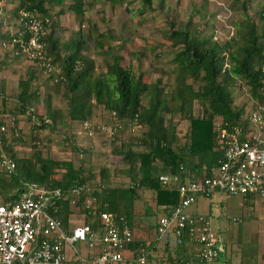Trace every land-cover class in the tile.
Wrapping results in <instances>:
<instances>
[{"label":"trees","instance_id":"16d2710c","mask_svg":"<svg viewBox=\"0 0 264 264\" xmlns=\"http://www.w3.org/2000/svg\"><path fill=\"white\" fill-rule=\"evenodd\" d=\"M106 1L112 6L116 0ZM140 1L142 8L139 14L152 9L154 0ZM163 1L160 0V5ZM19 2V9L14 14L16 18H19L18 12L30 2L29 7L35 8L42 18L53 20L52 18L61 15L63 10L51 16L44 9L45 2H49V6L53 8L61 6L65 0ZM251 2L252 0H244L242 7L249 9ZM86 3V0H75L68 5V9L75 14L79 27L67 40L61 41L56 26L51 23L42 39L46 45L45 60L60 69V77L55 84L58 88H63L70 121L82 123L92 120L94 111L103 106L107 113H115L117 121H137L144 129L137 139V146L141 149L122 151L123 162L128 167L126 175L131 181V186L109 188L104 181L99 192H93L100 203V209L123 218L133 231L131 209L134 200L139 196L138 188L151 190L158 209L165 215L179 202V194L176 189L168 190L163 187L159 182L160 175L179 171L180 165L184 166L187 172L201 175L209 172L211 167L218 166L223 160L222 151L214 137V123L219 118L235 123L240 121L243 115V109L233 110L231 107L234 103L230 92L232 87L237 83L242 87L247 86L252 99L264 101V11L259 12L260 21L263 22L262 28L251 17L244 15L242 20L235 24V34L224 42H218L212 35H203L201 24L191 28L190 21L184 26H175V23L170 21V28L165 36L171 40L170 47L175 51L171 58V67L167 71L174 74V82L170 93L167 94L161 78L151 80L143 72L134 73L130 68L121 65L123 57L118 53L112 54L109 51L110 46L104 45L112 40L110 34L97 31L94 24H89V34L82 33L81 24L87 22ZM130 3L131 1L126 4V10ZM21 30L22 28L17 26L12 32H6L1 42L12 46V55L26 57L24 49L28 33L23 31L22 34ZM86 46H93L97 49L96 53L104 56L105 62L101 71L96 72L95 60L83 54ZM155 57L161 58L162 55L156 54ZM38 67L44 70L43 66ZM33 79V71L30 70L23 90L16 99L18 113L29 115L34 129L49 128L54 131L62 112L53 110L48 98L46 114L42 116L36 113L30 105V102L37 98L36 92L31 90ZM189 80L198 81L200 85L195 89ZM0 97L4 100L7 98L3 94V87ZM194 103L198 104L201 116H194ZM172 114H179L189 122L188 139L183 144L178 142L176 125L171 119L165 118V115ZM13 119L14 131L18 132L16 120L14 117ZM1 141L0 156L5 154L15 162V170L11 174L4 173L0 176V197L3 203L17 200L29 182L38 183L49 190L62 191L85 183V178L81 175V165L74 168L70 161L43 157L40 152H35L29 157L20 156L4 137ZM69 202L66 197L57 201L56 207L50 209L64 229L71 214ZM79 205L81 206V203ZM82 212L89 218L92 229H97L98 212ZM187 236V233H184L175 238L183 244L188 240ZM128 247L125 264L131 263L132 256L141 249L148 253L144 242L136 240L135 237ZM192 254L193 252L177 253L158 263H174L190 258Z\"/></svg>","mask_w":264,"mask_h":264},{"label":"rangeland","instance_id":"374dc122","mask_svg":"<svg viewBox=\"0 0 264 264\" xmlns=\"http://www.w3.org/2000/svg\"><path fill=\"white\" fill-rule=\"evenodd\" d=\"M138 1H131L128 10H126V6L120 5V3H117L118 5L114 4V7L111 8L107 1L102 0L96 3L95 0H87L88 20L86 19L87 22L81 24L80 30L83 34H87L86 30L89 24H95L96 29L99 31L104 33L111 31L112 33L109 34L114 38V41L108 42L109 45L115 47L123 46V49L117 50L118 54L123 57L121 65L130 68L134 73L143 72L151 80L161 78L167 94L170 93L174 82V74L172 71H167L171 67L170 62L175 51L170 47L171 40L168 36H165L170 28V21L174 22L175 26H184L190 21L191 28L201 24L203 35H212L218 42H224L235 34V24L242 20L244 15L251 17L258 26H263V22L259 18V12L261 11L260 8L264 9V0H253L255 3L250 5L247 10L242 7L244 0L239 2L234 0H164L161 5L160 0H154L151 10H147L144 14L138 13L139 15L135 14L133 16L131 14L139 12L142 8ZM0 8L4 9L3 11L0 9V32L6 34V31L3 32L2 28L6 25L8 26V24L11 28L9 32H12L17 27L18 18L13 19L14 14L12 11L9 12L11 8L5 11L6 6L3 2ZM3 14L7 16L9 22L5 21L6 17H3L5 16ZM13 21L14 23H12ZM52 22L53 20H51ZM52 24L55 23L53 22ZM78 27L79 25L76 23L74 29L76 30ZM61 29L59 32L65 33L66 36H68L69 32L71 36L72 32H75L66 27ZM104 45L106 46V44ZM11 48V45L0 41V62L2 58H6L4 64L6 63L8 66L7 73L10 74L8 77L7 73L4 72L9 79L8 84L4 81L5 83L2 86V82L0 83V92L3 87V94L7 97L5 100L0 99V124L6 129L3 137L9 142L11 147H14L15 152L25 157H29L35 152H40L42 156H49L57 161H70L74 168H78L81 165V175L91 189L99 190L104 181H106L105 184L109 188H129L131 181L126 175L128 167L123 162L122 151H137L141 149V147L137 146V139L144 132L142 126L137 121L131 123L123 122L121 123L123 127L112 135L100 133L92 138H87L82 132L79 135L81 130L80 123L70 122L68 118L63 88H58L50 78L51 76L45 70L36 66L34 61L27 55L26 57L23 55L18 56L17 59L16 56L15 60L12 59L14 55L10 53ZM96 50L93 46H86L83 53L92 56L95 60L96 72H99L103 69L105 59L103 55L95 56ZM115 50L113 47L109 51L114 54ZM156 54H161L162 57L157 58L155 57ZM6 55L8 56L6 57ZM20 58L24 59H21V61ZM16 61H18L19 67L14 69L11 64L13 65ZM30 70L33 71L34 75L31 90H34L37 95V98L32 100L30 105L40 115L44 116L47 111L46 100L48 97L52 109L62 112L61 119L57 121L54 131L49 128L36 130L32 127L29 115L18 113L16 99L23 90V83L26 82ZM11 72L15 77H18L13 79ZM188 82L195 89L200 85L198 81L189 80ZM230 92L234 100L231 107L233 110L243 109V118L253 104L250 92L247 86L242 87L238 83L230 89ZM142 102L145 103L143 100ZM105 114L106 111L103 106L98 107L94 111V115L99 118H104ZM193 114L196 117L202 114L197 103H194ZM13 117L16 120L18 132L14 131ZM108 118H110V115ZM165 118L166 120L171 119L176 125L179 144L185 143L190 130L189 122L179 114L165 115ZM102 121L97 122L94 120L93 123L100 124ZM103 122L106 123V121ZM3 174L4 169L0 166V176H3ZM137 194L139 196L134 200L133 208L131 209L133 233L136 240H141L144 243L151 242L155 238L153 226L160 215H162V212L158 209L159 207L154 200V193L151 190L138 188ZM201 202L203 203L202 206H204L203 212L209 213L208 211L211 209L212 213L216 214V209H222L224 215L231 214L239 219L233 222L231 219L223 218V221L225 220L226 225L233 234L235 242L232 244L227 242L225 230L221 228L219 231L218 225L215 220L213 221V227L221 240L222 251L220 256L223 257L224 253H226L227 256L238 257L241 252L246 254L255 250L254 246L245 243V238L248 234L244 230L245 219L238 215V211L241 210L239 206L243 205L244 201L239 196L231 197L223 193L214 192L208 200H202ZM2 203V198L0 197V204ZM79 204L77 203L75 206L71 203L69 204V207L72 206L73 208L72 212L77 214V216L84 214ZM195 206L189 208L188 211H193ZM229 208L234 210L231 211ZM145 212H149V214ZM84 216L85 222H89L86 214ZM72 222L73 224H78L76 220ZM172 240L175 241L173 237ZM73 247L76 248L82 257L91 258L93 255V250L87 249L80 243L74 244ZM72 254V249L67 247V256L71 257Z\"/></svg>","mask_w":264,"mask_h":264},{"label":"built area","instance_id":"2783aa9c","mask_svg":"<svg viewBox=\"0 0 264 264\" xmlns=\"http://www.w3.org/2000/svg\"><path fill=\"white\" fill-rule=\"evenodd\" d=\"M29 6L30 2H27L17 21L22 34L28 33L24 54L34 64L43 66L56 83L60 69L45 60L46 45L42 41L51 20L42 18L35 8ZM252 103L240 121L229 123L219 118L214 123L216 144L223 154L218 166L200 175L187 172L180 165L179 171L159 176L163 187L178 191L179 202L168 214L160 215L155 226V240L159 242L170 235L179 238L187 233L188 239L196 245L192 256L174 263H158L150 261L149 254L141 249L132 256L129 264H215L222 251L219 235L207 216L191 214L188 208L199 197L207 198L214 192L243 198L264 197V101L253 99ZM80 127L87 138H92L100 133L112 135L122 125L112 112L107 124L86 120L80 123ZM5 130L0 124V146ZM0 166L6 175L15 170V162L5 154L0 156ZM93 192L99 190L91 189L86 183L62 191L29 182L17 200L0 204V264L126 263L125 255L134 233L123 218L100 209ZM66 197L73 206L81 203L80 209L88 214L98 212L97 229L87 223L71 227L67 224L63 228L50 209ZM77 243L93 250L92 257L79 255L73 247ZM67 247L73 251L71 257L67 256Z\"/></svg>","mask_w":264,"mask_h":264},{"label":"crops","instance_id":"0c3cea01","mask_svg":"<svg viewBox=\"0 0 264 264\" xmlns=\"http://www.w3.org/2000/svg\"><path fill=\"white\" fill-rule=\"evenodd\" d=\"M74 1L75 0H65L64 4H62L61 6H55L53 8H51L49 6L50 5L49 2H45V4H44V9H46L48 11V13L51 14V16H54L56 13L60 12L61 9L63 10L61 15H59L58 17L53 18V22L55 23L54 25L56 26L55 29L58 31V34H60L61 41L62 40H67L71 36V35H69L70 32H69L68 36H66L65 33L62 34L61 32H59L60 30H62L61 28L66 27V28H70V30L72 29V30L76 31L74 29V27H76V23L78 24V20L76 19L75 14L73 12H71V10L68 9V5L70 3L72 4ZM99 1H102V0H97V2H99ZM104 1H106V0H104ZM129 1H133V0H122V1L116 0L114 4L120 3V5L122 4V5L126 6V4ZM2 2L6 6L5 11L7 9L11 8V10H9V12L12 11L13 14H15L16 11H18L19 6H20V2L18 0H2V1H0V6H1ZM86 2H87V0H86ZM138 2H139V5H140L141 1L139 0ZM253 3H255V2H253V0H252L251 5ZM107 4L110 5L109 2H107ZM113 7L114 6L112 5L111 8H113ZM0 9L2 11L4 10L2 8H0ZM260 10L264 11L263 8H260ZM135 14H138V12L134 13V14H131V15L134 16ZM3 15H5V14H3ZM3 17H6L5 21L9 22V20H7L8 18H7L6 15L3 16ZM14 18H16L15 15H14L13 19ZM85 19L88 20V11H86ZM75 21H77V22L75 23ZM12 23H14V21ZM1 26H2V24H1ZM14 27H15V25H14ZM88 27H87V30H86L87 34H89ZM10 30H11V28H10L9 24H8V26L6 25V26H4V28H2L3 32L4 31L9 32ZM97 31H99V30H97ZM100 32H102V31H100ZM109 33H112V32L110 31ZM4 35H5L4 33L0 32V41L4 38ZM111 38H112L111 41H114V38L112 36H111ZM109 43L108 44L106 43V45L108 46ZM109 46H110V50L113 47H114V50L116 49L115 53H118L117 50L119 51V50L123 49L122 48L123 46H116V47L112 46V45H109ZM83 54H85V53H83ZM86 55L88 57L92 58V56H90L88 54H86ZM98 55H100V54L95 52V56H98ZM6 57H7V55H6ZM15 57L16 56H14V58H12V59L15 60ZM17 58L18 57H16V59ZM21 59H24V58H20V60ZM1 60L2 61L0 62V83L1 82L2 83L6 82V84H8L9 83V79L7 78V76L9 77L10 74L7 73L8 72V66L6 65V63L4 64L6 58L4 57ZM11 67H13L14 69H15V67H19L18 61H16V63H14L13 65L11 64ZM4 72L7 73V76H6V73H4ZM11 75H12L13 79L18 77V76L15 77L12 74V72H11ZM24 84L25 83H23V85ZM47 99H48V97H47ZM36 113L40 114L37 111H36ZM109 115L110 114L109 113L107 114V112H106L104 118H99L97 115H93L91 122L93 123L94 120H96L97 122H100V121L103 120V121H106V123H108V121L110 122V118L107 119V117H109ZM70 122H73V121H70ZM81 132L82 131L80 130L79 131V135H80ZM43 157H46V156H43ZM210 197H207V198L206 197H199L198 200L196 201V203L192 205V206L196 205L195 208H193L194 210L191 211V212H189V211L188 212L191 213V214H195V215L207 216L210 219V221H211L212 227H213V221L215 220L216 224L218 225V230L220 231L221 228H223L225 230L224 233L227 235L226 236L227 237V242L229 244H232V243L235 242V240L233 239L234 238L233 234L230 232L228 226L226 225L227 223L225 222V220L223 221V218H226L228 220L231 219V221H233L234 219L237 221L238 218L234 217L231 214L230 215H224L222 213V209L218 210V209L215 208L216 209L215 210L216 214H213L211 209H209V211H208L209 213H206V211L203 212L204 206H202L203 203L201 201L202 200H208ZM231 197H238V196H231ZM239 198L242 199L244 201V203H245V204L243 203V205L239 206V209H241V210L238 211L239 213L237 212L238 215L241 216V218L245 219L244 220V224H246V225L244 227V230H245L246 233H248L247 237L245 238V243L246 244L248 243V244H251L252 246H254L255 250H253L252 252H247L246 254H244L243 252L240 251L241 253H240V255L238 257L237 256L233 257V255L227 256L226 253H224L225 255H223V257L219 255L220 257H218V259L215 262V264H264V197H256V196H252L251 197V196H248L246 198H243V197L239 196ZM192 206H190V208ZM69 209H70V212H71V214L68 217V222H69L68 224H70V227L73 226V225H80V224H83V223L89 224V222H85L84 214L77 216V214L72 212V210H73L72 206H70ZM188 210H189V208H188ZM230 210L232 211L234 209H230ZM146 214H149V212H147ZM80 217H81V219H80ZM73 220L78 221V224H73V222H72ZM236 221H233V222H236ZM223 222H224V224H223ZM156 224H157V222L153 226L154 235H155V226H156ZM221 224H223V226H221ZM213 229H214V227H213ZM134 237H135V235H134ZM172 237L175 239V241L172 240ZM236 244H238V243L236 242ZM144 245L146 246V249L148 250L149 259L152 262H158V261H160L162 259H165L167 257L170 258L171 256H173V255H175L177 253H183V252L192 253L196 249L195 242H191L188 239L187 241H185L182 244V243L178 242L177 239L174 236H172V235L162 239L159 242L156 241L155 238H153V240L151 242H149V241L145 242ZM162 255H164V256H162Z\"/></svg>","mask_w":264,"mask_h":264}]
</instances>
